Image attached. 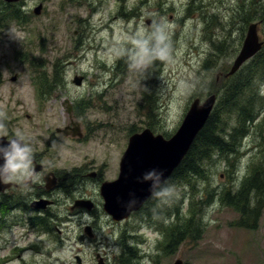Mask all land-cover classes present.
<instances>
[{
    "label": "rangeland",
    "instance_id": "obj_1",
    "mask_svg": "<svg viewBox=\"0 0 264 264\" xmlns=\"http://www.w3.org/2000/svg\"><path fill=\"white\" fill-rule=\"evenodd\" d=\"M27 1L24 9L20 7V15L24 17L20 21L23 23L18 22L20 27L17 21L7 19L9 31L6 35V51L12 50L13 46L24 47L30 62L44 64V73L48 78H52V62L58 59L63 63L61 75L68 85L57 92L56 105L53 101L45 104L46 110L40 118L44 122L50 123L46 117L50 116L48 109H51L54 117L52 125H62L66 118V108H62L61 102L64 98L76 102L79 109L88 102L85 116L91 128L95 127L94 141L71 145L70 148L58 145L54 149L57 158L75 162L85 156L88 159L107 157L112 162L118 157L121 147L123 150L127 148L129 136L145 128L151 127L154 134L169 138L178 130L192 102L196 99L205 101L213 92L219 93L218 107L223 106L226 93L224 87L216 84L217 75L227 72L238 56L245 31L252 24L248 15L254 14L248 6L251 0ZM41 3L43 13L36 16L34 8ZM193 3L207 6V12L217 14L219 19L213 16L204 24L201 23L197 17L205 6L188 11ZM212 8L216 11H212ZM255 13L264 16L260 12ZM148 20L152 24L154 20L167 23L173 53L170 63L159 62L161 71L155 72L152 66L141 76L129 72L125 61L122 64L124 59L118 58L110 50L131 47L130 37L151 29ZM10 29L17 33L18 39L11 34ZM259 34L261 38L264 36V25L260 27ZM213 42L222 47L218 48ZM10 64L12 68L19 67L11 60ZM21 73L23 76L19 83H8L7 90L0 92V108L9 113L22 110V106L15 103L22 94H25V110L33 109L25 83L28 72ZM82 74L86 75V86L77 87L72 81L75 76ZM113 83L114 86L110 87ZM105 85L108 86V92L101 97V94L106 93ZM9 88L10 92L14 90L13 94L7 92ZM254 90L263 96L264 84L256 82ZM9 95L12 96L10 101ZM231 117L226 133L230 132V128L237 127L234 125L235 117ZM260 119V123L251 126L248 134L241 139L239 152L234 158L227 161L214 155V160L211 158V161H207L206 176H209L210 188L219 192L237 189L240 181L237 182L236 174L240 173L241 177L247 174L251 159L264 154L262 116L259 115L256 122ZM31 131L34 134L37 132L36 129ZM101 140L103 145L100 144ZM233 172L234 178L231 179ZM204 182L196 180L199 192L206 188ZM170 186L174 189V195L167 203L161 202L160 206L164 204L169 214L163 219L160 210L161 222L154 218L152 229L143 233L147 240L151 239L150 245L158 239L157 223L170 232L184 223L180 221L181 216H188V189L179 182L171 183ZM202 196L206 197L205 193ZM216 201L202 208L197 216L200 229L194 230L190 237L186 234L175 249L165 255L155 256L149 262L140 260V263L134 264H175L177 260L183 264H264V212L256 230L246 229L238 225L241 219L239 213ZM101 234L107 236V229L102 230ZM165 241L168 242L167 236ZM32 243L40 244L35 236L31 238ZM95 247V244L81 247V264H97ZM105 247L110 253L109 248L114 247L113 241L106 240ZM78 249L76 240L68 237L61 245L48 244L38 246L36 252L26 251L22 258L27 264H78L74 258ZM18 253V249L11 248L0 251V263L14 259ZM115 262L112 257V264ZM9 264H22V260Z\"/></svg>",
    "mask_w": 264,
    "mask_h": 264
},
{
    "label": "flooded vegetation",
    "instance_id": "obj_2",
    "mask_svg": "<svg viewBox=\"0 0 264 264\" xmlns=\"http://www.w3.org/2000/svg\"><path fill=\"white\" fill-rule=\"evenodd\" d=\"M27 2L25 0L19 3H6L0 0V92L3 89L7 90L8 83H19L23 76L21 72L27 71L25 83L33 105L32 110H25L23 106L25 94H22L15 101L17 105L22 106L21 111L9 113L8 110L0 108V111L6 114V135L0 133V137L3 138L0 143L15 138L17 133L31 138L34 166L40 174V181L32 185L30 191L21 190L15 185L0 184V251H7L10 248L19 251L14 259L1 261L0 264H9L18 259L22 260V264H27L22 258L26 251L36 252L38 246L48 244L61 245L68 237L75 239L79 246L74 255L78 264L82 261L81 247L87 245L92 247L94 244L97 264L100 260L104 264H112V257L116 261L115 264H134L140 263V260L149 262L155 256L165 255L166 246H169L165 239L167 236L169 240V231H165L166 229L157 223L158 239L151 245V239L147 240L143 234L152 229L151 223L154 218L161 222L160 210L163 212V219L169 214L164 204L160 208L161 201L151 195L137 211H132L126 219L120 221L115 220L105 210L106 197L103 194V187L119 179L122 157L127 148L123 150L121 147L117 160L114 159L112 162H109L107 157L88 159L85 156L79 162L57 158L54 150L56 146L70 148L71 145L94 141L96 132L95 127L91 128L85 116L88 102L83 103L79 109L76 102L64 98L61 102L62 108H66V118L61 126L52 125L54 117L51 109H48L50 116L46 117L50 123L40 119L46 110L45 104L53 101L56 105L57 92L68 83L62 79L63 63L58 59L52 62V78H48L44 73V64L30 62L24 47L13 46L12 50L6 51V35L9 31L7 19L17 21L16 24L20 27L18 22L24 18L20 15L21 8L24 9ZM15 13H18L17 17L20 19L13 20ZM10 60L19 67L12 68ZM81 77H83L81 85L72 81L75 86H86V75L82 74ZM112 86L114 83L110 85ZM105 88L106 93L101 94V97L107 95L108 86L105 85ZM7 92L13 94L14 90L10 92L9 88ZM11 98L9 95V101ZM150 128L145 129L151 130ZM32 129H36L37 132L34 134ZM132 135L134 133L129 138ZM100 144H104L103 140ZM170 185L168 179L155 191L162 192ZM154 207H157L156 211L153 210ZM104 229H107V236L101 234ZM33 236L40 244H30ZM106 240H112L114 244L113 248H109L110 253L106 251Z\"/></svg>",
    "mask_w": 264,
    "mask_h": 264
},
{
    "label": "trees",
    "instance_id": "obj_3",
    "mask_svg": "<svg viewBox=\"0 0 264 264\" xmlns=\"http://www.w3.org/2000/svg\"><path fill=\"white\" fill-rule=\"evenodd\" d=\"M262 1L251 0L248 5L250 10L254 12V14L249 15L251 17L249 22H256L259 32L260 27L264 25V16L262 15L260 17L255 12L264 14V2ZM202 6L205 5L193 3L189 6L188 11H191V8L195 9V7L198 10ZM206 8L207 6L200 9L201 15L197 17V19L199 18L201 20V23L204 24L213 16L219 19L217 14H209ZM203 9L205 11L201 12ZM212 9V11H216L215 8ZM17 16L18 13H15L13 19H20ZM262 39L264 40V36ZM214 45L218 48L222 47L216 43ZM153 68H155V72L160 71L162 67L159 61L153 64ZM226 81L227 83L225 84ZM256 82L264 84V44L258 54L248 61L236 75L224 81L223 85L226 97L223 106L220 105L218 107V103H216L205 127L192 144L181 166L169 180L170 184L174 182L183 183L185 188L188 189L186 197L188 198V216L182 217L180 215L182 218L179 217L180 221L184 223L169 232V246H166V253L175 249L180 240L186 237V234L187 237H190L194 230L200 229L198 228L200 219L197 216L202 208L215 203L217 199L219 201L217 200L216 203L220 202L222 206L230 208L240 214L239 227L252 230L257 229L259 220L264 212V154L251 159L247 174L242 177L240 173L236 174V176L238 175L237 182H240L239 187L235 190L227 189L222 192L216 191L210 188L209 176H206L207 161H211L214 155H219L227 161L230 158H234L239 152L241 139L248 134L251 126L260 123L261 119L256 122L257 117L259 115L262 116V121H264V111L261 112L264 107V95L260 96V94H256L254 90ZM260 107L262 109L259 111ZM221 109L222 115L219 116ZM231 116L235 117L234 125L237 127L235 129L230 128V132L226 133L229 127V119L232 118ZM233 175L234 172L230 177L231 179L234 178ZM198 179L206 181V183L204 182L206 188L202 192H199L196 187V180ZM202 193H205L206 197L202 196ZM199 194L201 195L199 196ZM156 209L157 207L153 208L154 211Z\"/></svg>",
    "mask_w": 264,
    "mask_h": 264
},
{
    "label": "water",
    "instance_id": "obj_4",
    "mask_svg": "<svg viewBox=\"0 0 264 264\" xmlns=\"http://www.w3.org/2000/svg\"><path fill=\"white\" fill-rule=\"evenodd\" d=\"M6 3H18L23 0H4ZM43 6L38 5L34 14L39 16ZM151 25V21H147ZM264 42L258 35V25L248 28L242 48L226 77L237 73L241 67L257 55ZM83 78L76 76L74 82L81 85ZM217 97L210 96L203 103L194 100L177 132L165 139L162 135L154 136L149 130L131 137L127 151L121 162V174L117 181L106 184L103 194L106 197L105 210L117 220L126 219L132 211H137L152 195L154 190L166 181L181 164L200 131L206 125L215 106ZM162 173L161 179L145 180L150 172ZM135 201L134 204L130 202ZM99 264H104L102 260ZM175 264H183L181 260Z\"/></svg>",
    "mask_w": 264,
    "mask_h": 264
},
{
    "label": "clouds",
    "instance_id": "obj_5",
    "mask_svg": "<svg viewBox=\"0 0 264 264\" xmlns=\"http://www.w3.org/2000/svg\"><path fill=\"white\" fill-rule=\"evenodd\" d=\"M11 34L18 39L17 33L10 29ZM131 47L116 48L112 51L118 58L125 60L128 70L143 76L157 61L170 63L173 44L165 21H153L150 30L137 32L130 37ZM6 114L0 111V133L6 135ZM3 138L0 137V140ZM0 184L15 185L21 190L30 191L32 185L40 181V174L34 166L33 140L17 133L15 138L0 143ZM162 173L150 172L145 180L161 179ZM152 196L162 203H167L174 195V189L166 186L162 192L155 191L152 184ZM134 204L135 201L130 202Z\"/></svg>",
    "mask_w": 264,
    "mask_h": 264
},
{
    "label": "bare ground",
    "instance_id": "obj_6",
    "mask_svg": "<svg viewBox=\"0 0 264 264\" xmlns=\"http://www.w3.org/2000/svg\"><path fill=\"white\" fill-rule=\"evenodd\" d=\"M253 10V9H252ZM251 14V13H250ZM252 15V14H251ZM249 16V15H248ZM247 18V17H246ZM250 18V17H249ZM218 51H220V50H218ZM121 63V62H120ZM122 64H123V61H122ZM160 64V63H159ZM162 66V65H161ZM119 69H121V67L119 68ZM121 70H123V69H121ZM154 70H155V68H154ZM160 71H161V69H160ZM154 73V72H153ZM152 74V73H151ZM151 77V76H150ZM153 77V76H152ZM158 77V76H157ZM154 78H155V75H154ZM148 79V78H147ZM149 80V79H148ZM229 81V80H228ZM227 83V81L225 82V84ZM223 84H224V82H223ZM222 84V85H223ZM223 87H224V85H223ZM222 87V88H223Z\"/></svg>",
    "mask_w": 264,
    "mask_h": 264
}]
</instances>
